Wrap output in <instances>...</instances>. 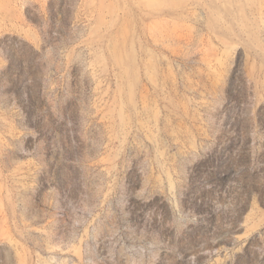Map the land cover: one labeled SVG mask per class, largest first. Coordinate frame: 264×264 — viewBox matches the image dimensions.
<instances>
[{"label":"rangeland","instance_id":"374dc122","mask_svg":"<svg viewBox=\"0 0 264 264\" xmlns=\"http://www.w3.org/2000/svg\"><path fill=\"white\" fill-rule=\"evenodd\" d=\"M0 264H264V0H0Z\"/></svg>","mask_w":264,"mask_h":264}]
</instances>
